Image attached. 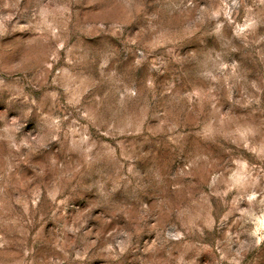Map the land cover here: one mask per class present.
<instances>
[{"label": "clouds", "instance_id": "1", "mask_svg": "<svg viewBox=\"0 0 264 264\" xmlns=\"http://www.w3.org/2000/svg\"><path fill=\"white\" fill-rule=\"evenodd\" d=\"M0 264H264V0H0Z\"/></svg>", "mask_w": 264, "mask_h": 264}]
</instances>
